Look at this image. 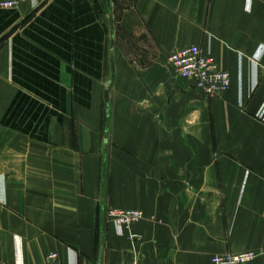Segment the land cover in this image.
I'll return each instance as SVG.
<instances>
[{
    "label": "crops",
    "instance_id": "1",
    "mask_svg": "<svg viewBox=\"0 0 264 264\" xmlns=\"http://www.w3.org/2000/svg\"><path fill=\"white\" fill-rule=\"evenodd\" d=\"M193 46L226 91L176 76L170 56ZM110 210L143 217L119 234ZM263 250L264 0L0 9V264Z\"/></svg>",
    "mask_w": 264,
    "mask_h": 264
},
{
    "label": "built area",
    "instance_id": "2",
    "mask_svg": "<svg viewBox=\"0 0 264 264\" xmlns=\"http://www.w3.org/2000/svg\"><path fill=\"white\" fill-rule=\"evenodd\" d=\"M49 0H1L0 9H14L21 3L34 2L41 6ZM176 76L192 81L197 89L202 90L209 97L216 96L229 88L230 76L218 68L214 60L197 47L181 49L169 58ZM108 217L114 223L119 234L129 230L134 224L142 220L139 211L110 210ZM257 259L264 262V250L258 254L245 252L237 255L214 256L213 264H253ZM46 264H63L57 253L50 254ZM73 264H79L77 260Z\"/></svg>",
    "mask_w": 264,
    "mask_h": 264
}]
</instances>
